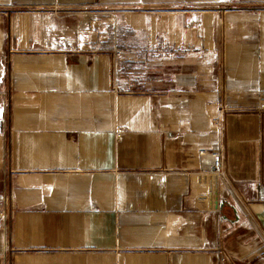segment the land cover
Masks as SVG:
<instances>
[{"label":"crops","instance_id":"crops-1","mask_svg":"<svg viewBox=\"0 0 264 264\" xmlns=\"http://www.w3.org/2000/svg\"><path fill=\"white\" fill-rule=\"evenodd\" d=\"M225 253L264 264V0H0V264Z\"/></svg>","mask_w":264,"mask_h":264},{"label":"built area","instance_id":"built-area-1","mask_svg":"<svg viewBox=\"0 0 264 264\" xmlns=\"http://www.w3.org/2000/svg\"><path fill=\"white\" fill-rule=\"evenodd\" d=\"M200 155L204 156L207 155L206 152L204 150L200 151ZM210 160L205 161L207 166L209 167V169L217 176V177H224L225 176V172L223 170L222 164H221V160L218 157V155L213 154ZM229 256H225L222 260L223 261H229Z\"/></svg>","mask_w":264,"mask_h":264},{"label":"rangeland","instance_id":"rangeland-1","mask_svg":"<svg viewBox=\"0 0 264 264\" xmlns=\"http://www.w3.org/2000/svg\"><path fill=\"white\" fill-rule=\"evenodd\" d=\"M225 256H228V254L225 253V254L223 255V258H224ZM230 260H231V259L229 258V261H228V262H227V261H223V260H222V262H223V264H230V263H231Z\"/></svg>","mask_w":264,"mask_h":264}]
</instances>
